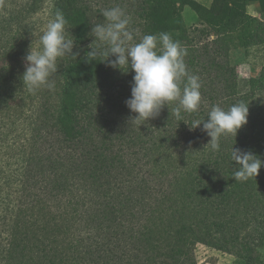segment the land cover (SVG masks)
Here are the masks:
<instances>
[{
  "label": "trees",
  "instance_id": "obj_1",
  "mask_svg": "<svg viewBox=\"0 0 264 264\" xmlns=\"http://www.w3.org/2000/svg\"><path fill=\"white\" fill-rule=\"evenodd\" d=\"M130 1L132 27L187 48L202 83L197 112L178 120L173 102L132 124L134 70L84 59L103 20L94 0H54L52 17L64 14L80 55L58 60L54 89L28 93L24 57L46 29L44 0H0V264H197L200 244L264 264V167L236 181L230 156L234 147L264 160V68L241 80L231 56L264 47V19L246 10L264 15V0ZM240 101L248 123L221 138V151L206 147L203 125L190 124Z\"/></svg>",
  "mask_w": 264,
  "mask_h": 264
},
{
  "label": "clouds",
  "instance_id": "obj_2",
  "mask_svg": "<svg viewBox=\"0 0 264 264\" xmlns=\"http://www.w3.org/2000/svg\"><path fill=\"white\" fill-rule=\"evenodd\" d=\"M101 15L104 21L92 26L90 36L95 40L84 59L90 63L104 57L103 61L123 73L134 70L131 97L125 101L130 111L137 114L132 124L154 118L165 105L173 102H177L174 114L178 120L181 111L199 110L202 83L198 75L189 73L185 62L188 50L179 40L167 32L142 35L132 27L131 15L120 6L102 9ZM67 24L64 14L57 11L39 37V46L32 44L24 57L25 71L21 79L28 93L34 94L42 87L54 89L52 77L58 73V60L65 57L76 60L80 55L73 51L76 41L67 34ZM110 57L115 58L110 60ZM248 116L249 104L244 101L227 109L213 105L207 118L198 119L190 126L194 130L203 125L202 130L211 138L206 147L219 152L221 138L236 137L248 123ZM230 156L238 166L232 174L236 181L257 177L264 167V160L251 151L233 147Z\"/></svg>",
  "mask_w": 264,
  "mask_h": 264
},
{
  "label": "rangeland",
  "instance_id": "obj_3",
  "mask_svg": "<svg viewBox=\"0 0 264 264\" xmlns=\"http://www.w3.org/2000/svg\"><path fill=\"white\" fill-rule=\"evenodd\" d=\"M95 5L99 9L111 8L120 6L124 8L131 17L135 8L133 2L130 0H94ZM200 4L210 7L214 0H195ZM53 2L54 0H44L43 9L39 16V22L43 28H46L47 23L53 19ZM132 3V4H131ZM248 13L259 19H264V15L259 13L256 6L250 5L246 8ZM183 16L189 28L198 25V16L186 8L183 11ZM104 21V18L102 22ZM233 65L237 69V73L241 80H248L251 77H256L264 68V47L253 48L246 50L238 47L234 48L231 53ZM197 264H243L242 261L234 255L218 251L204 245H198L195 250ZM260 258L264 262V250H260Z\"/></svg>",
  "mask_w": 264,
  "mask_h": 264
}]
</instances>
